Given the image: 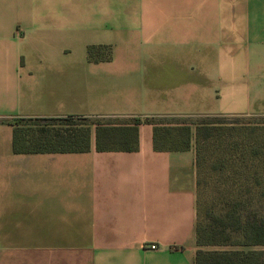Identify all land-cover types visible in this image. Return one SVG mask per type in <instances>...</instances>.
I'll list each match as a JSON object with an SVG mask.
<instances>
[{
  "label": "crops",
  "instance_id": "obj_1",
  "mask_svg": "<svg viewBox=\"0 0 264 264\" xmlns=\"http://www.w3.org/2000/svg\"><path fill=\"white\" fill-rule=\"evenodd\" d=\"M214 116H264V0H0V264L199 250L195 147L17 154L8 121Z\"/></svg>",
  "mask_w": 264,
  "mask_h": 264
},
{
  "label": "trees",
  "instance_id": "obj_2",
  "mask_svg": "<svg viewBox=\"0 0 264 264\" xmlns=\"http://www.w3.org/2000/svg\"><path fill=\"white\" fill-rule=\"evenodd\" d=\"M96 48L89 49L95 59ZM223 116H214V118ZM19 118L8 121L14 126V152L38 153H87L95 143L98 152H136L140 148V126L153 125L154 148L159 152H184L196 148L198 189L201 193L203 175L218 176L220 182L241 186L245 169L255 168L254 188L223 195L218 209L209 210V222L202 223L203 212L199 197V222L197 227V264H264V126L246 130L243 138L227 139L224 126L218 123L199 124L193 129L188 123H161L157 119L134 118L130 123H97L94 131L90 125L77 129L73 119ZM87 119V118H84ZM105 119V118H100ZM66 121L63 126L36 124L26 128L27 121ZM209 145V165L206 147ZM249 166V168H248ZM228 177V178H227ZM223 178V179H222ZM198 192V193H199ZM218 207V205H217ZM206 216V215H205ZM213 247H230L228 250H209Z\"/></svg>",
  "mask_w": 264,
  "mask_h": 264
},
{
  "label": "rangeland",
  "instance_id": "obj_3",
  "mask_svg": "<svg viewBox=\"0 0 264 264\" xmlns=\"http://www.w3.org/2000/svg\"><path fill=\"white\" fill-rule=\"evenodd\" d=\"M134 118H77L73 119L72 124L77 128H87L89 125L91 129L94 131V124L97 123H132L134 122ZM158 122L161 123H188L191 124L193 129L196 128L199 124H209V122L212 123H218L224 126L225 132L227 134V139L230 141H234L237 139L239 134L243 135V138L246 134V130L250 127L247 126L249 124H253L254 126H264V116L259 117H195V118H159L157 119ZM69 122L64 121H27L24 123V126L26 128L30 126H35L36 124L41 125H57L59 127L63 126ZM238 140V139H237ZM206 159L208 161L209 165V145L206 147V153H205ZM249 168V166H248ZM257 170V169H256ZM255 168H251L250 170L245 169V178L244 183L241 181V186L239 185H233L231 181L229 180V184H227V181L224 180L222 183L220 182V178L218 176L209 177V171L205 172L203 175L204 184L202 185L201 193L198 189V197L201 203V206L203 208V212L200 213V220L202 223L209 222V219L207 217V214L209 210L212 211V209H218L219 203L223 201V195L227 198L228 193H231L232 191H238L242 190L243 193H247L249 190L254 188V186L251 184L254 181L253 173L256 171ZM228 178V177H227ZM223 179V178H222ZM223 194V195H222ZM218 205V207H217ZM206 215V216H205ZM209 250H228L232 249L230 247H213V248H207Z\"/></svg>",
  "mask_w": 264,
  "mask_h": 264
},
{
  "label": "built area",
  "instance_id": "obj_4",
  "mask_svg": "<svg viewBox=\"0 0 264 264\" xmlns=\"http://www.w3.org/2000/svg\"><path fill=\"white\" fill-rule=\"evenodd\" d=\"M157 248H158V246L156 244L151 245V249L155 250Z\"/></svg>",
  "mask_w": 264,
  "mask_h": 264
}]
</instances>
